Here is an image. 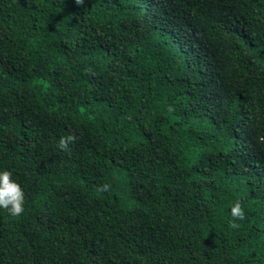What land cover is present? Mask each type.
Returning <instances> with one entry per match:
<instances>
[{
	"label": "trees",
	"instance_id": "trees-1",
	"mask_svg": "<svg viewBox=\"0 0 264 264\" xmlns=\"http://www.w3.org/2000/svg\"><path fill=\"white\" fill-rule=\"evenodd\" d=\"M260 137L264 0H0V264H264Z\"/></svg>",
	"mask_w": 264,
	"mask_h": 264
},
{
	"label": "clouds",
	"instance_id": "clouds-1",
	"mask_svg": "<svg viewBox=\"0 0 264 264\" xmlns=\"http://www.w3.org/2000/svg\"><path fill=\"white\" fill-rule=\"evenodd\" d=\"M77 6H82L84 0H75ZM75 134L63 136L59 140L61 150H68L69 144L77 141ZM260 142H264V137L259 138ZM110 190V185L104 184L98 187V192ZM25 193L20 184L12 179V172L8 170L0 171V208L8 211L13 217H19L24 212ZM232 220L229 222L230 228H237L239 225L237 220L245 219V211L240 201L234 203L231 207Z\"/></svg>",
	"mask_w": 264,
	"mask_h": 264
}]
</instances>
